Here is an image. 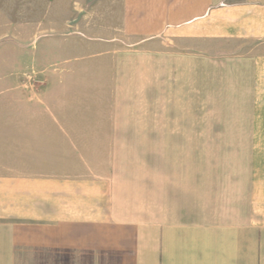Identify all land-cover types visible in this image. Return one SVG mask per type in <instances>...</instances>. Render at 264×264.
<instances>
[{
	"label": "crops",
	"instance_id": "1",
	"mask_svg": "<svg viewBox=\"0 0 264 264\" xmlns=\"http://www.w3.org/2000/svg\"><path fill=\"white\" fill-rule=\"evenodd\" d=\"M120 3L0 120V264H264V0Z\"/></svg>",
	"mask_w": 264,
	"mask_h": 264
},
{
	"label": "rangeland",
	"instance_id": "2",
	"mask_svg": "<svg viewBox=\"0 0 264 264\" xmlns=\"http://www.w3.org/2000/svg\"><path fill=\"white\" fill-rule=\"evenodd\" d=\"M121 10L120 0H0V120L23 105L29 77L65 60L107 58Z\"/></svg>",
	"mask_w": 264,
	"mask_h": 264
}]
</instances>
